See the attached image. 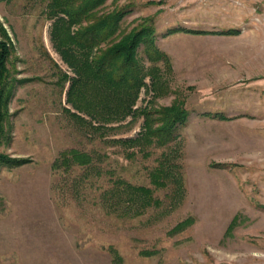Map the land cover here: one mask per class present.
Masks as SVG:
<instances>
[{
    "label": "rangeland",
    "instance_id": "obj_1",
    "mask_svg": "<svg viewBox=\"0 0 264 264\" xmlns=\"http://www.w3.org/2000/svg\"><path fill=\"white\" fill-rule=\"evenodd\" d=\"M55 3L0 0L12 43L0 153L28 160L0 162V264H264V0H105L99 13L128 10L119 35L147 20L166 56L138 47L133 113L110 120L74 107L96 87L67 99L77 73L52 38L67 19ZM173 102L188 113L175 137L144 142V111ZM72 149L91 163L52 168Z\"/></svg>",
    "mask_w": 264,
    "mask_h": 264
},
{
    "label": "trees",
    "instance_id": "obj_2",
    "mask_svg": "<svg viewBox=\"0 0 264 264\" xmlns=\"http://www.w3.org/2000/svg\"><path fill=\"white\" fill-rule=\"evenodd\" d=\"M54 8L50 14L61 12L67 16L56 17L52 25V38L57 50L64 60L77 73V78L72 80L68 91V100L75 86L80 85L79 92L86 87H96L94 94L89 93L84 104H74V107L85 108L94 119L101 111L106 115L105 120H110V114L117 119L124 118L133 113L134 104L140 87L144 84L145 73L142 65L138 63L137 53L140 45L150 60L166 59L165 54L154 45V28L150 23L143 21L139 26L132 28L127 33L119 35V23L128 13L124 7L109 12L99 13V7L105 0H55ZM73 24H78L75 32L71 33ZM184 32L205 33L204 30L176 29ZM218 33L233 34L236 30L220 31ZM12 50V43L5 28L0 24V142L4 132V121L7 115V103L10 90L7 87V60ZM152 77V76H151ZM75 93V92H74ZM73 93V94H74ZM72 94V95H73ZM70 95V96H69ZM71 97V98H70ZM143 123L144 142L162 145L171 141L175 135V127L184 123L187 110L182 102H173L158 110L144 111ZM77 116L76 114H74ZM108 115V116H107ZM154 115V116H152ZM143 136V135H142ZM118 140V139H117ZM127 142V139L118 140ZM133 141V140H129ZM91 156L87 153L72 149L63 151L52 162V168L68 169L73 165L91 163ZM28 160L11 158L0 153V162L7 165H20ZM165 172L155 168L151 172L153 182L160 184L159 174ZM166 173V172H165ZM149 198L151 191L145 187H134Z\"/></svg>",
    "mask_w": 264,
    "mask_h": 264
}]
</instances>
